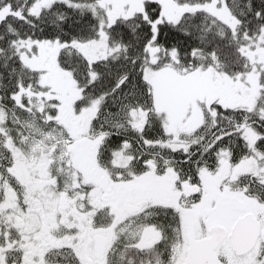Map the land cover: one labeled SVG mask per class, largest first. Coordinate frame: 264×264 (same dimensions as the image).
I'll return each mask as SVG.
<instances>
[{"label":"snow or ice","instance_id":"6c2138e0","mask_svg":"<svg viewBox=\"0 0 264 264\" xmlns=\"http://www.w3.org/2000/svg\"><path fill=\"white\" fill-rule=\"evenodd\" d=\"M0 264H264V0H0Z\"/></svg>","mask_w":264,"mask_h":264}]
</instances>
